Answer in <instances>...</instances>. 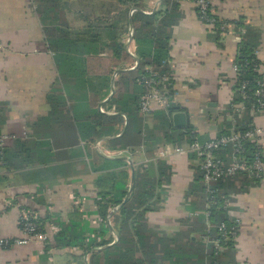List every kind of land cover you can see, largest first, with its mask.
Segmentation results:
<instances>
[{
	"label": "crops",
	"instance_id": "crops-1",
	"mask_svg": "<svg viewBox=\"0 0 264 264\" xmlns=\"http://www.w3.org/2000/svg\"><path fill=\"white\" fill-rule=\"evenodd\" d=\"M160 1H156L153 11ZM30 5V0H0V136L6 141L0 148L12 149L16 139L27 144L26 151L17 159L23 166L21 169H8L0 163V238H22L19 219L23 212H30L44 220L47 240L32 242L26 247L0 249V264H89L88 254L84 255L76 247L58 248L54 238L63 232L60 225L67 231L62 234L72 238L71 233L82 224V220L68 219L78 201L79 207L83 205L90 215L89 228L96 230L99 227L100 219L94 212L97 210L94 199L98 198L93 183L102 174L91 170V165L100 166L102 159H123L129 165V169L122 168L129 176L127 193L131 179L134 180L133 174L141 170L140 166L143 169L151 166L150 171L156 178L160 169L156 164L164 162L170 182L157 189L160 203L145 217L149 225L162 234L179 232L182 222L198 216L201 208L191 192L196 176L202 175L200 161L191 154H176V149L183 144L173 146L160 137L156 144L140 146L131 152L111 150L106 142L125 133L127 118L124 115V125L113 130L116 136L92 141L77 137L73 147H61L65 139L51 136L45 125L43 135H38L41 126L37 120L44 124L51 120L48 98L52 87L61 88L68 103H83L85 89L76 79L68 85L63 84L45 41L43 26ZM212 6L219 19L235 23L241 19L245 27L258 33L256 55L264 73V0H213ZM195 11L190 3L180 4L182 18L171 27L167 64L173 80L171 101L181 110L176 113L185 114L186 124L192 127L197 140L204 143L224 135L236 123L230 111L235 98L234 59L245 29L231 26L217 40L215 34L198 20ZM73 27L82 28V24ZM73 27L67 26L71 33L75 32ZM128 28L125 27L130 31ZM124 33L120 42L133 62L123 66L132 71L139 60L134 55L133 40L128 42V31ZM72 37V40L79 39ZM102 57H108L107 53ZM113 69L107 70V73L112 72L110 82L103 84L108 85V89L104 88L102 94L108 95L105 98L99 91L96 106L105 109L109 116L116 115L110 100L116 75L120 72H113ZM137 96L141 97L139 92ZM142 118L151 130L153 117ZM253 124L264 130V112L253 117ZM233 198L230 217L239 225L235 242L236 264H264V175L259 186ZM107 224L114 238L109 220Z\"/></svg>",
	"mask_w": 264,
	"mask_h": 264
},
{
	"label": "trees",
	"instance_id": "trees-1",
	"mask_svg": "<svg viewBox=\"0 0 264 264\" xmlns=\"http://www.w3.org/2000/svg\"><path fill=\"white\" fill-rule=\"evenodd\" d=\"M99 1L109 2L108 6L113 11L106 13L108 18L104 20L105 22L97 18L95 20L97 25L88 24L83 33L79 31L82 37L72 40V35L76 34L69 31L65 19L66 12L70 10V1L35 0L37 4L35 14L43 26L45 41L53 55L54 64L63 84L68 85L71 80L73 82L76 79L85 89L83 103H68L61 88L52 87L48 98L51 120L45 124L37 120L41 126L37 130L38 135H43L45 125L49 127L48 133L51 136L56 135L65 139V144L61 147H73L77 144V137L82 141H92L102 137L116 136L113 130L124 125L125 120L122 117L124 115L127 118L125 133L121 137L106 142L111 150L131 152L132 149L140 146L156 144L160 137L173 146L197 140L189 124H186L183 129L173 126L171 116L181 111L173 104H170L165 111L152 112L154 124L150 130L144 124L143 115L140 116V98L137 96L138 92L140 95L144 92L139 81L150 78L149 69L160 76L169 77L170 83H173L167 62L169 61L171 27L182 18L180 0H161L155 11L152 8L157 0ZM111 14L113 18H110ZM213 18L217 27L214 32L217 40L222 35L219 30L222 22L232 25L234 29H245L234 59V66L237 68L235 98L230 108L236 121L233 130L245 132L253 127L251 107L256 105L257 98L254 93L257 89L256 83L261 78L257 70V67H260V61L256 55L259 35L245 27L240 22L241 19L235 23L221 21L216 15ZM112 19L113 21H110ZM91 24L93 26H90ZM130 25L131 38L135 46L134 55L139 60V64L132 71H128L130 67L123 66L132 63L133 59L125 52L124 44L120 42L125 34L122 29ZM89 28L92 29L90 32ZM94 29H98V32L100 30V33L105 35V40L98 36L100 33L93 34ZM83 34L88 35V38L84 39ZM105 53L108 57L101 58V55ZM109 67L115 68L113 72L120 71L116 75L115 90L110 100V105L114 107L116 113L113 116L102 114L96 108L99 91L105 98L108 95L102 94V91L106 87L108 89V85L103 84L110 82L112 72L107 73ZM243 95L246 96L245 99ZM238 104H242L244 108L240 116L235 113L234 108ZM231 127L224 135L229 134ZM47 146L51 147V145ZM26 148L27 144L21 139L14 140L10 150L0 148V163L8 169L10 167L16 170L21 169L20 167L23 166H20L17 159L26 151ZM256 150L253 143L245 144L247 158H251ZM230 154V149L222 151L221 156L226 163L229 161ZM156 165L160 167L157 172L158 180L157 175L156 178L153 177L150 171L151 166H147L146 169L140 166L141 170L134 172L133 190L128 201L123 205L129 176L127 170L122 168L129 169V165L123 159H102L100 166L92 167L91 165V170L102 174L93 183L94 193L98 198L95 204L96 214L100 219L99 227L94 230L87 226H79L75 233H71L72 238H68L62 234L66 231L65 227L60 225L63 232L54 238L55 246L81 249L84 255L88 254L89 264H236L234 241L221 239L223 250L217 253L212 244L204 243V239L207 238L209 241L217 239V229L221 224L225 225L227 232L230 231L234 225V219L224 209V200L233 203V197L259 186L260 180L239 173L220 179L213 185L214 194L206 195L202 175H197L191 192L197 200L196 203L201 206L198 216L183 221V227L179 232L166 235L150 226L145 217L147 213L155 211L160 203L157 189L162 184L170 182V174L165 163L159 161ZM206 208L210 212L207 223L204 217ZM107 220L110 221L116 240L112 237ZM43 221L39 218L36 221L40 229L44 227Z\"/></svg>",
	"mask_w": 264,
	"mask_h": 264
},
{
	"label": "built area",
	"instance_id": "built-area-1",
	"mask_svg": "<svg viewBox=\"0 0 264 264\" xmlns=\"http://www.w3.org/2000/svg\"><path fill=\"white\" fill-rule=\"evenodd\" d=\"M181 3H190L195 7V12L198 20L210 31L215 32V19L213 18V0H180ZM133 13V12H131ZM222 21V20H221ZM232 25L222 22L219 30L226 33L231 29ZM129 37H132V30L129 31ZM261 74L260 80L256 83L257 89L254 93L257 98L256 105L251 107V114L261 115L264 112V73L261 68L257 67ZM235 73L237 68L234 66ZM150 78L139 81L143 87L144 92L140 97L139 107L143 115L151 114L153 111H165L170 104H172V84L167 76H160L149 69ZM246 96L243 95V99ZM235 108V113L241 115L244 108L242 104H238ZM98 111L106 114L104 109L100 106ZM235 123V121H232ZM264 130L254 126L245 132H236L231 129L229 134L220 136L218 138L210 139L204 143L194 140L192 143H184L182 147L176 149L178 155H194L200 161V170L202 172V182L206 195H212L215 192L213 185L220 179L232 177L236 174L243 173L250 178L262 180L264 175V152H263ZM5 139L0 136V147H3ZM253 143L257 150L251 158L245 155V144ZM230 149L231 154L228 163L222 158V151ZM229 200H224V209H229ZM208 206V205H207ZM231 208V207H230ZM228 214H229V210ZM210 215L208 208L204 212V217L207 219ZM230 215V214H229ZM38 216L34 213L23 212L19 219L20 229L23 234L19 239H2L0 238V249H15L26 247L32 242L44 243L47 240L44 229H40L36 221ZM218 238L209 241L204 239V243L212 244L217 253L222 252V240L236 241L239 234L238 221L234 219V225L227 232L224 224H221L218 229ZM208 232V230H207Z\"/></svg>",
	"mask_w": 264,
	"mask_h": 264
},
{
	"label": "rangeland",
	"instance_id": "rangeland-1",
	"mask_svg": "<svg viewBox=\"0 0 264 264\" xmlns=\"http://www.w3.org/2000/svg\"><path fill=\"white\" fill-rule=\"evenodd\" d=\"M69 1L71 3V5L69 7L70 10L68 12H66V14H65V19H66L67 23L69 25H71L72 27L73 26H80V24H82V28L81 27H76V28L73 27L74 28L73 31H75L73 34H76L75 37H82V35H79V33H80L79 31L81 30L82 33H83L86 30V26H88V24L92 23L94 26L97 25L96 24L97 22H95V20L97 18L98 19L101 18L102 21L105 22L104 20H106V18H108L107 17L108 14H106V13L107 12L109 13L110 11L111 12L113 11V9L108 6L109 2H106V1H99V0H69ZM30 2H31L30 8L32 9V7H33L32 10L34 12L37 11L36 10L37 9V4H36L35 0H30ZM110 8H111V10H109ZM111 15H112V17H110V18H113V14H111ZM114 19H115V17H114ZM87 20H88V22H87ZM110 21H113V19L110 20ZM92 24L90 26H93ZM103 25H104V23H103ZM96 27H98V26H96ZM128 29H125V27H124L122 29L123 30L122 32H127L128 31V34H129V30ZM90 30H92V29L89 28V32H90ZM95 31H97V32H95ZM214 31L216 32V29ZM93 32H94L93 34H97V33H100L101 31L99 30V32H98V29H94ZM212 33H214V32H212ZM223 34L224 33H222L221 36H223ZM87 36L88 35H84L83 34V38L84 39L88 38ZM98 36H101V39L105 40V35L104 34L100 33V35H98ZM104 111L107 112L105 109H104ZM151 114H147V115H143V116H145V118H150ZM252 116L255 117L254 114H252ZM256 116H259V115H256ZM5 143H6V141L4 142V144ZM262 146H263V143H262ZM93 198H95V196ZM94 200H95V202L97 201L96 198ZM79 204L80 203L78 201L76 203L77 207L73 208L72 212L69 213L68 219L72 220L74 218V221H77V222H78V220L79 221L82 220V224L80 223L79 226H87V228H89L90 225L88 226V223H89L90 215L87 213V211L85 210L83 205H81V207H79ZM229 204L231 206H229V209H227V210H229V214H230V211L232 209V203L230 202ZM96 211H94V212L96 213ZM76 227H77V225L75 226V228ZM235 242L236 241H234V243Z\"/></svg>",
	"mask_w": 264,
	"mask_h": 264
},
{
	"label": "water",
	"instance_id": "water-1",
	"mask_svg": "<svg viewBox=\"0 0 264 264\" xmlns=\"http://www.w3.org/2000/svg\"><path fill=\"white\" fill-rule=\"evenodd\" d=\"M130 30H132L131 25H130ZM131 40H132V38L129 37V41L128 42H130ZM127 47H128V44L126 45V49H127ZM136 62H138V61L136 60ZM172 123H173L174 127H176V128H183V127H185V125H186V116H185V114L184 113H176V114H174L173 117H172ZM126 125H127V122L125 123L124 130L126 129ZM133 183H134V180L132 178L131 179L130 190H129V192L126 195V197H125V199L123 201V204H125L128 201L129 195H130L131 190L133 188ZM117 209L118 208H116V210ZM114 239L116 240V236L115 235H114Z\"/></svg>",
	"mask_w": 264,
	"mask_h": 264
}]
</instances>
